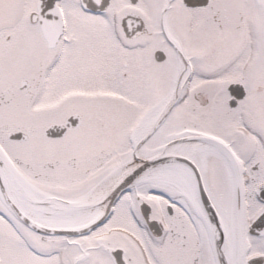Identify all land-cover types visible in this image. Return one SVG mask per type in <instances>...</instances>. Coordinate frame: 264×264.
Here are the masks:
<instances>
[{
  "label": "snow or ice",
  "instance_id": "obj_1",
  "mask_svg": "<svg viewBox=\"0 0 264 264\" xmlns=\"http://www.w3.org/2000/svg\"><path fill=\"white\" fill-rule=\"evenodd\" d=\"M0 264H264V0H0Z\"/></svg>",
  "mask_w": 264,
  "mask_h": 264
}]
</instances>
